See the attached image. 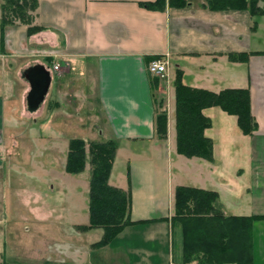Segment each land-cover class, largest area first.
Here are the masks:
<instances>
[{
  "label": "crops",
  "instance_id": "1",
  "mask_svg": "<svg viewBox=\"0 0 264 264\" xmlns=\"http://www.w3.org/2000/svg\"><path fill=\"white\" fill-rule=\"evenodd\" d=\"M154 1L38 0L31 25L44 29L31 36L30 24L15 21L3 27L0 8V152L18 138L12 134L9 140L5 127L15 129L27 118L33 124L26 133L35 132L29 141L40 148L41 142L69 147L73 138L87 144L115 140L118 150L109 183L131 196L132 222L103 247L94 246L103 229L77 228L89 224V204V213L73 216L70 227L58 208L53 222L36 210L40 223H51L56 235L63 236L50 243L43 264H185L182 227L173 221L178 186L217 191L226 215H264V15L212 9L204 0H188L185 7L167 4L164 10L141 4ZM230 53L248 54V59L233 61ZM167 55L168 95L148 69L152 57ZM56 63L61 64L58 70ZM36 65L50 71L51 82L39 108L31 112L32 87L23 72ZM179 70L183 82L194 88L217 93L250 89L258 130L246 135L237 116L217 106L206 108L212 127L205 133L214 141V160L180 154L173 87ZM72 75L79 80L70 79ZM164 110L167 138L156 129L157 113ZM77 116L80 130L69 122ZM95 119L100 122L97 131ZM44 120L47 134L38 125ZM242 158L246 168L238 163ZM91 168L87 162L81 174ZM98 230L102 232L93 237ZM254 264H264V219L254 222Z\"/></svg>",
  "mask_w": 264,
  "mask_h": 264
},
{
  "label": "trees",
  "instance_id": "2",
  "mask_svg": "<svg viewBox=\"0 0 264 264\" xmlns=\"http://www.w3.org/2000/svg\"><path fill=\"white\" fill-rule=\"evenodd\" d=\"M188 0H155L141 3L151 10H164L167 4L185 7ZM212 9L248 10L252 16L264 15V0H208ZM263 4V5H261ZM38 0H4L2 26L13 24L7 15L10 9L23 18V23L32 24L29 10H36ZM5 12V14H4ZM2 27V30H3ZM255 23L253 29H256ZM42 26H30L28 35L42 31ZM233 61H245L248 54L230 53ZM154 59L152 57L150 61ZM156 78V84H159ZM176 95L177 148L189 158L199 157L214 160V141L205 131L212 127V119L204 109L220 107L230 115L237 116L238 125L246 135L258 130V122L252 113L251 93L248 88H227L220 92L194 88L183 82L182 71H177L174 82ZM156 129L161 138L168 137V112L156 116ZM88 146V147H87ZM118 143L82 138L70 141L66 170L72 174L82 173L87 162L92 166L89 189L90 222L79 225L83 232L94 228L103 229L102 238L94 243L103 247L118 236L130 224V193L109 183ZM217 191L191 186H178L175 193V215L183 232V261H198L199 264H254V222L264 215H226L219 202ZM3 264H12L3 261Z\"/></svg>",
  "mask_w": 264,
  "mask_h": 264
},
{
  "label": "rangeland",
  "instance_id": "3",
  "mask_svg": "<svg viewBox=\"0 0 264 264\" xmlns=\"http://www.w3.org/2000/svg\"><path fill=\"white\" fill-rule=\"evenodd\" d=\"M2 6L0 0V8ZM5 11L7 13L4 12V14L13 22H24L21 15L10 9ZM28 13L30 21L33 22L34 10H29ZM2 76L3 71L0 67V77ZM76 77L77 75H72L70 79L77 82L79 78ZM161 84L163 89L165 88V94L168 95L167 83ZM91 108L90 106L85 110ZM53 120L55 119L52 118L51 121ZM97 120L93 121L95 130L100 123ZM18 121L16 118L14 122L18 123ZM32 121V118H27L22 124L18 123L15 129L9 126L4 129L9 140L12 134L18 138L16 137V141L12 140V144L5 153L0 152V264H3V261L12 264H43L42 256H49L50 243L55 239L63 238L61 234L56 235V229L50 226L51 223H40L39 219L35 218L36 210L41 211V215L52 218L53 210L58 208L66 227H70L73 216L89 213L86 205L89 204V185L87 184L90 183L88 174L91 175V171L79 173L80 176L67 172L69 147L57 149L50 142H47L48 145L46 142H41L42 148H40L38 147L40 145L29 141L33 139L32 135H35V132L29 136L31 133L27 134L25 129L33 124ZM64 121L59 119V122L65 126ZM217 121L220 123V119ZM57 122L54 121V123ZM69 122L72 127L80 130L78 116ZM45 123L46 120L40 121L38 125L47 134L49 131ZM40 129L38 128L36 133ZM67 130L73 132L75 129ZM82 136L85 135L82 134ZM244 162L245 158L238 160V163H241L240 167H247L248 164ZM73 207H75L74 210H72ZM53 221H56L55 217L51 219V222ZM101 232L102 230L93 233L92 236L96 237ZM189 263L199 264L196 260Z\"/></svg>",
  "mask_w": 264,
  "mask_h": 264
},
{
  "label": "water",
  "instance_id": "4",
  "mask_svg": "<svg viewBox=\"0 0 264 264\" xmlns=\"http://www.w3.org/2000/svg\"><path fill=\"white\" fill-rule=\"evenodd\" d=\"M23 76L31 83L32 90L28 95L29 110L36 111L48 92L51 74L44 65H36L23 72Z\"/></svg>",
  "mask_w": 264,
  "mask_h": 264
},
{
  "label": "built area",
  "instance_id": "5",
  "mask_svg": "<svg viewBox=\"0 0 264 264\" xmlns=\"http://www.w3.org/2000/svg\"><path fill=\"white\" fill-rule=\"evenodd\" d=\"M207 1V0H204ZM170 59L169 56H161L154 58L148 66L150 73L159 78L162 82H166L168 87L171 84V75H170ZM61 67L60 63L54 65V69L58 70ZM189 264V263H185Z\"/></svg>",
  "mask_w": 264,
  "mask_h": 264
}]
</instances>
